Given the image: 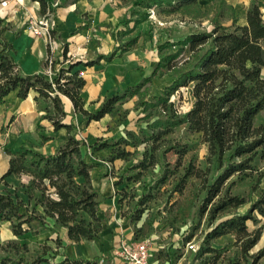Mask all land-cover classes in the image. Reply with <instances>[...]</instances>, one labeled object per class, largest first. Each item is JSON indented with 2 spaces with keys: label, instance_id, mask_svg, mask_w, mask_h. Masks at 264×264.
I'll use <instances>...</instances> for the list:
<instances>
[{
  "label": "trees",
  "instance_id": "1",
  "mask_svg": "<svg viewBox=\"0 0 264 264\" xmlns=\"http://www.w3.org/2000/svg\"><path fill=\"white\" fill-rule=\"evenodd\" d=\"M33 1L37 2L41 16L47 17L53 13L48 0ZM148 1V5L165 4L169 13L181 12L192 16L200 14L199 0ZM219 6L229 12L228 25L214 22L209 31L189 34L181 42L180 49L186 48L190 53L189 57L193 56L195 60L188 68L178 71V76L155 98L152 106L163 116L154 118L148 124L150 131L140 130L145 139L127 130L113 144L107 139L87 144L71 122L64 123L67 114L61 97H66L72 104L71 118L74 114H80L87 125L111 113L124 99L139 96L141 84L127 85L122 91L105 96L97 106L88 110L83 107L80 97L84 81L71 73L79 63L59 68L51 81L36 73L23 75L10 55L11 45L3 38L7 28L0 26V102L12 91L20 100L34 91L35 100L40 98L46 101L41 119L50 122L53 132L60 129L66 132L65 141L51 154H43L24 145L16 152L7 151L8 168L0 176V183L11 175L16 178L27 177L26 184L22 186L25 202L16 193L0 190V220L9 222L14 236H20L29 230L35 233L37 230L32 223H36L55 233V249L61 246L57 227L65 228L67 238L73 242L96 240L102 230L103 219L98 215L99 194L92 186L89 174L95 164L87 160L83 150L96 152L112 147L109 160L124 159L130 152L120 148V145L133 147L146 141L154 142L175 127L185 125L189 131L200 133L206 145L205 170L191 166L182 179L184 181L188 176L195 177L205 186V196L198 214H206L210 230L204 235L196 254L198 258L208 254L211 256L202 258L199 264H207L209 258H218L221 250L213 248L211 243L226 234L233 235V243L239 252L236 261L231 264H259L264 258V245L254 253L251 251L261 238L263 230L258 217L264 219V188H260L264 179V119L254 125L256 116L264 113V77L261 75L264 67V18L255 2H251L246 8L244 24L238 23L231 5L220 0ZM1 23L0 19V25ZM48 34L53 39L55 32L49 30ZM65 51L66 46L63 48V55ZM175 55L165 60L163 65L168 69L176 67L173 62ZM54 63L51 61L49 65ZM180 87L189 89L192 98L190 108L184 113L176 110L169 101L170 95ZM37 127L40 128L39 125ZM40 139L45 142L49 138L41 136ZM168 149L179 156L185 151L184 146L178 144H172ZM256 160L262 163L261 166H254ZM211 168L219 171L209 181ZM245 172L252 177L250 193L259 191L254 200H245L239 195L231 194V183H226L232 175ZM142 201L143 199L140 202ZM246 203L249 206L245 213L234 212ZM228 211L232 212L230 217L215 222L222 213ZM142 212L141 208L136 209L132 220L138 221ZM48 219L53 221L52 226L48 225ZM247 222H251L254 228L249 229ZM56 254L57 250L43 245L41 254L32 261L21 260L11 264H48L49 257L46 258L45 255L54 257ZM5 260L6 258H0V264H5ZM57 264L99 263L95 258L85 260L64 257Z\"/></svg>",
  "mask_w": 264,
  "mask_h": 264
},
{
  "label": "rangeland",
  "instance_id": "2",
  "mask_svg": "<svg viewBox=\"0 0 264 264\" xmlns=\"http://www.w3.org/2000/svg\"><path fill=\"white\" fill-rule=\"evenodd\" d=\"M4 1L5 5L0 4L2 20L0 26L9 29L10 26L3 23V20L7 15L12 16L9 13L10 8H7L10 0ZM69 1L79 3L80 6L79 9L76 7L74 12L78 20L75 23L79 24L76 33L83 36L86 46L84 54H79L75 50L68 51L62 33L56 34L53 14L39 17L36 13L40 21H46L48 28L55 32L53 38L55 45L51 50L46 44L48 48L46 50L51 61L56 63V69H59L61 62L66 68L70 64H78V60L81 59L91 58L86 63L94 62L96 65H99V60L102 59L100 66L108 83H111L108 90L110 94L122 91L127 85L141 84L139 96L124 99L111 113L99 121L89 123L86 127H83L82 123L78 124V135L81 136L83 133L87 144L106 139L113 144L124 136L127 130L145 139V135H141L140 130L150 131L148 124L154 118L163 116L156 107L152 106L155 98L160 96L178 76V71L188 68L195 60L193 56L189 57L190 53L186 48L180 49L181 42L189 34L209 31L214 22L223 25L230 23L227 21L229 12L221 9L220 0H199L198 16L181 12L169 13L165 4L148 5V0H65L64 4ZM224 1L227 5H231L236 0ZM238 2L241 4L238 3L236 10L234 9L236 17L245 2L247 4L255 2L259 5L264 18V0ZM58 4L56 0L52 8L57 7ZM12 6L17 5L12 4ZM219 13L222 16L219 17ZM26 16L22 26L28 31L29 25L35 18L30 13ZM64 46L66 51L63 55ZM172 55H175L173 62L176 63V67L168 69L163 64ZM81 64L84 66V63ZM99 70L100 68L94 65L91 68L92 73ZM82 72L83 70H71V73L76 74L77 77H80ZM262 76L264 77V73ZM169 101L180 113L186 112L192 103L189 89L180 87L170 95ZM263 119L264 113L261 112L254 119V125ZM172 144L184 146L185 151L182 156L168 149ZM119 147L130 154L124 159L113 161L109 160L112 147L96 152H91L89 149L83 152L86 153V158L95 164L91 171L95 184L98 183L102 190L108 188V193L111 192L117 198L118 213L122 224L130 228L131 241L146 240L149 244L151 248L149 264H199L202 258L211 256L208 254L198 258L196 254L204 235L210 230L206 214H198L205 196V186L201 184L200 179L191 176L182 181L187 168L193 166L204 171L207 166L206 145L201 134L189 131L185 125H181L157 141H146L133 147L123 145ZM261 164L257 160L254 162L255 167ZM218 171L211 168L208 180L210 181ZM14 183L18 184L16 181ZM226 183H231V194L239 195L245 200H254L259 192L250 193L252 177L248 172L232 175ZM260 188H264V179ZM18 192L21 193L20 185L15 186L14 193ZM98 194H100L99 189ZM142 199L143 201L140 202ZM248 206L249 203H246L234 212L243 214ZM138 208L143 212L140 219L135 222L132 217ZM231 213V211L222 213L215 222L230 217ZM258 218L264 230V219ZM246 224L249 229L254 228L251 222ZM48 236L55 237L51 230L41 227L35 233L29 230L15 239L3 241L0 258H6L5 264L21 260L30 262L41 254L43 245L55 246ZM233 241L234 237L231 234L213 240L211 246L220 249L221 253L217 259H207V264H231L236 261L239 252ZM259 246L256 244L251 252H256ZM45 257H49L47 260L51 263L52 257L50 255ZM113 262L122 264L115 258L113 252L103 256L102 264H114ZM259 264H264V258Z\"/></svg>",
  "mask_w": 264,
  "mask_h": 264
},
{
  "label": "crops",
  "instance_id": "3",
  "mask_svg": "<svg viewBox=\"0 0 264 264\" xmlns=\"http://www.w3.org/2000/svg\"><path fill=\"white\" fill-rule=\"evenodd\" d=\"M55 1L56 0H48L50 8L53 11V17L56 21V34L58 35L62 33V38L64 39L69 52L75 50L79 54H84L86 52V46L82 38L83 36L77 35L76 33V27L79 24L75 23L78 20L76 19L74 11L76 10V7L77 9L80 8V6H78L79 3L76 4L69 1L64 4L65 0H58V6L52 8V4ZM238 1L239 0H236L231 3L235 10L236 5H238V3L241 4V2ZM250 3L251 2H248L247 4L245 2L240 7V13L237 16L239 24L245 23V10ZM12 4H16L17 6L13 7ZM8 5L7 8L11 9H9V13L12 16L7 15L3 20V23L5 22L6 25L10 26L9 29L7 28L4 31L3 38L12 47L10 55L13 62L23 75L36 73L51 81L57 69L56 63L50 66L48 62L49 58H47L46 50L47 38L44 36L35 37L22 26L28 13L32 14L35 19L41 17L37 2L33 0H10ZM36 13H38L39 17ZM89 60H91V58L78 60L80 65L73 67L72 71L76 69L83 70L80 74V78L84 81V85L81 89L80 97L83 107L91 110L97 106L105 96L112 95L113 93L110 94L108 92L111 83H108L104 71L101 70L100 63H102V59L99 60V65L94 63L89 66L85 65ZM81 63H84V66ZM63 65L64 64L61 62L58 67L65 68ZM93 65L98 69L100 68L99 72H91ZM263 73L264 67L261 69V75H263ZM35 96L36 93L30 91L25 99L20 100L16 97L15 92L12 91L0 102V176L5 173L8 168L9 155L7 154V151L16 152L24 145L26 147H32L34 150L43 154H51L55 151L56 147L62 144L66 139V132L64 129L53 132L50 122L46 119H41L46 101L40 98L35 100ZM61 101L63 109L67 114L64 123L71 122L76 128H79L78 124L82 123L83 127H86L89 123L95 122L91 121L85 125L84 118L80 114H74V117L71 118V114H73L71 102L66 97H61ZM38 125L40 128L37 127ZM41 136H46L49 139L45 142H41ZM80 137L84 139L83 133H81ZM92 169L89 172L92 186L97 191L99 189V195H101L99 197L98 215L103 219V227L99 233V237L96 240L83 239L78 242H73L67 238L65 228L57 227L56 230L61 241V246L56 249L55 247H52L53 250H57V254L52 257L51 263L48 264H57L64 257L81 258L85 260L95 258L99 260L100 258H103L105 254L110 255L121 241L131 240L130 228L127 225L122 224V219L118 213L117 198H115L111 192L108 193V188L102 190L98 183L95 184V180L91 175ZM14 181L18 184H15ZM26 182V176L16 178L11 175L6 177L0 183V190L14 193L15 186L20 185L21 193L18 192L16 195L25 202L26 198L23 194L24 188L22 186H24ZM5 183L7 186H5ZM106 214L108 215L106 216ZM105 216L107 219L104 218ZM47 222L49 223V226H52V220L48 219ZM32 226L35 227L37 231L41 229L36 223H32ZM263 232L264 230L262 233ZM53 234L55 235V233ZM16 237L17 236H14L11 233L9 222L0 220V244H2L3 241L15 239ZM48 238L50 241L55 239L53 236H48ZM263 244L264 242L257 248L262 247ZM113 263L117 264L116 262Z\"/></svg>",
  "mask_w": 264,
  "mask_h": 264
},
{
  "label": "built area",
  "instance_id": "4",
  "mask_svg": "<svg viewBox=\"0 0 264 264\" xmlns=\"http://www.w3.org/2000/svg\"><path fill=\"white\" fill-rule=\"evenodd\" d=\"M0 4L5 5V1H0ZM39 19H35L29 25V32L32 35L38 36L42 35L47 38V44L49 48L52 50L55 42L52 38L49 37V28L46 24V21L42 22ZM48 62H51V58L49 57ZM57 71V70H56ZM113 254L115 258L119 260L122 264H149V259L151 256V248L147 241H131L124 240L113 250ZM99 264L103 263V258L98 260Z\"/></svg>",
  "mask_w": 264,
  "mask_h": 264
},
{
  "label": "bare ground",
  "instance_id": "5",
  "mask_svg": "<svg viewBox=\"0 0 264 264\" xmlns=\"http://www.w3.org/2000/svg\"><path fill=\"white\" fill-rule=\"evenodd\" d=\"M258 241L257 245H261L264 242V232L261 234V238Z\"/></svg>",
  "mask_w": 264,
  "mask_h": 264
},
{
  "label": "water",
  "instance_id": "6",
  "mask_svg": "<svg viewBox=\"0 0 264 264\" xmlns=\"http://www.w3.org/2000/svg\"><path fill=\"white\" fill-rule=\"evenodd\" d=\"M254 247H255V246H254ZM254 247H253V248H254ZM258 249H259V248H258Z\"/></svg>",
  "mask_w": 264,
  "mask_h": 264
}]
</instances>
